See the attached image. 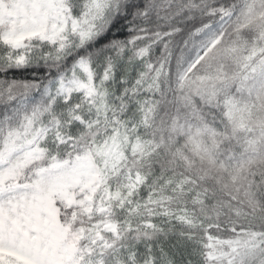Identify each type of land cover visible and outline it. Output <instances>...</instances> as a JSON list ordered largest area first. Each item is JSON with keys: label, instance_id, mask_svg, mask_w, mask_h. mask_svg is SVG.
I'll return each instance as SVG.
<instances>
[{"label": "snow or ice", "instance_id": "obj_1", "mask_svg": "<svg viewBox=\"0 0 264 264\" xmlns=\"http://www.w3.org/2000/svg\"><path fill=\"white\" fill-rule=\"evenodd\" d=\"M0 264H264V0H0Z\"/></svg>", "mask_w": 264, "mask_h": 264}]
</instances>
